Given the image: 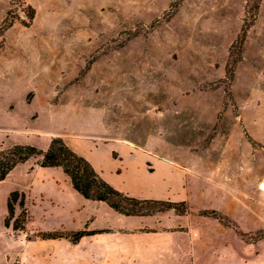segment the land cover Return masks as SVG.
Returning <instances> with one entry per match:
<instances>
[{"label": "rangeland", "instance_id": "obj_1", "mask_svg": "<svg viewBox=\"0 0 264 264\" xmlns=\"http://www.w3.org/2000/svg\"><path fill=\"white\" fill-rule=\"evenodd\" d=\"M27 134L217 173L239 195L237 264H264V0H0V144ZM4 194L0 264H12Z\"/></svg>", "mask_w": 264, "mask_h": 264}, {"label": "crops", "instance_id": "obj_2", "mask_svg": "<svg viewBox=\"0 0 264 264\" xmlns=\"http://www.w3.org/2000/svg\"><path fill=\"white\" fill-rule=\"evenodd\" d=\"M26 136V140L0 145H30L45 151L56 137L51 135L39 144L38 134ZM68 147L127 196L186 203L188 210L184 214L173 209L145 216L120 214L105 202L81 196L61 168L41 167L40 157H31L0 181L5 202L12 191L25 197L27 221L12 240V264H237L239 195L227 189L225 179L212 177L217 173L181 166L129 143L68 142ZM204 210L227 216L235 228L199 216ZM79 230L92 234L74 243L39 237Z\"/></svg>", "mask_w": 264, "mask_h": 264}, {"label": "trees", "instance_id": "obj_3", "mask_svg": "<svg viewBox=\"0 0 264 264\" xmlns=\"http://www.w3.org/2000/svg\"><path fill=\"white\" fill-rule=\"evenodd\" d=\"M246 30V25H243L235 43H233L231 47L236 45L241 47L244 44ZM31 157H40L37 164L41 167L61 168L63 173L69 178L72 188L81 196L85 199L105 202L110 208L120 214L127 216H145L153 214V211L143 210L145 205H159L165 210L173 209L177 214H184L183 211L177 210V206L182 203L138 200L116 190L100 177L83 156L69 148L61 137L51 138L49 146L45 151L34 146L21 144H15L6 151H0V181L5 179L15 165L25 162ZM15 205L21 209V214L19 215L21 219H19V217L14 218ZM24 207V194L18 191L10 192L6 201L7 215L4 218V226H11L14 232L23 231L26 224V212ZM206 214L216 216L221 222H224V218L214 211ZM89 234H92V232L79 230L75 232H51L40 234L39 237L47 239L66 238L74 243L82 236Z\"/></svg>", "mask_w": 264, "mask_h": 264}]
</instances>
